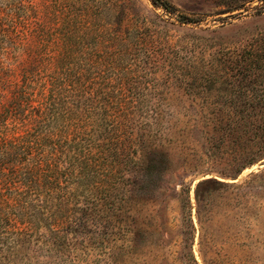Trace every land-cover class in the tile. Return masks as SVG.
<instances>
[{"label": "rangeland", "instance_id": "obj_1", "mask_svg": "<svg viewBox=\"0 0 264 264\" xmlns=\"http://www.w3.org/2000/svg\"><path fill=\"white\" fill-rule=\"evenodd\" d=\"M169 1L192 22L150 0H0L6 27L37 15L46 29L77 32L78 62L91 57L94 86L126 117L96 126L90 173L67 180L59 222L24 234L0 220V264H264V157L243 166L257 146L240 150L207 118L254 95L234 83L252 71L230 57L264 33V0ZM124 6L143 40L123 46L91 36L86 55L82 33L133 22ZM211 178L227 186H204L198 206L196 185Z\"/></svg>", "mask_w": 264, "mask_h": 264}, {"label": "trees", "instance_id": "obj_2", "mask_svg": "<svg viewBox=\"0 0 264 264\" xmlns=\"http://www.w3.org/2000/svg\"><path fill=\"white\" fill-rule=\"evenodd\" d=\"M150 2L180 23L192 22L169 0ZM117 6L109 5L114 12ZM128 10L126 6L121 10L123 17L133 20L127 27L81 34L86 55L93 51L91 36L98 43L123 46L143 40L139 34L143 26ZM45 26V19L37 15L19 17L12 27L0 19V220L22 226L24 234L40 223L59 222L67 180L90 173L97 147L87 142L95 140L96 126L104 129V124L125 116L112 110L118 101L94 86L91 57L78 62V33L64 34ZM230 58L252 71L248 77L235 76L234 83L250 87L254 95L239 100L240 108L210 113L207 118L223 139L235 138L240 150L250 143L257 146L245 166L264 157V33ZM105 152L115 151L108 145ZM215 184L227 186L213 178L197 183L198 206L207 201L203 187Z\"/></svg>", "mask_w": 264, "mask_h": 264}]
</instances>
